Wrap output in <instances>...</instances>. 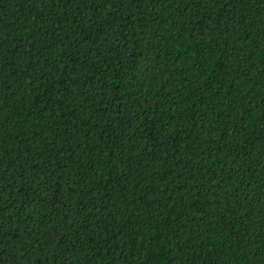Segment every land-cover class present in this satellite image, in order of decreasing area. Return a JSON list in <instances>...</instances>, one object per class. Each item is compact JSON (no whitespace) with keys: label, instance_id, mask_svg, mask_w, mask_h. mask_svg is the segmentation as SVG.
Wrapping results in <instances>:
<instances>
[{"label":"trees","instance_id":"trees-1","mask_svg":"<svg viewBox=\"0 0 264 264\" xmlns=\"http://www.w3.org/2000/svg\"><path fill=\"white\" fill-rule=\"evenodd\" d=\"M0 264H264V0H0Z\"/></svg>","mask_w":264,"mask_h":264}]
</instances>
